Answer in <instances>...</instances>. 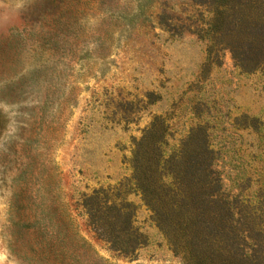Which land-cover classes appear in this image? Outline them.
<instances>
[{
  "label": "rangeland",
  "instance_id": "374dc122",
  "mask_svg": "<svg viewBox=\"0 0 264 264\" xmlns=\"http://www.w3.org/2000/svg\"><path fill=\"white\" fill-rule=\"evenodd\" d=\"M108 1L0 0V264H44L43 227L63 201L101 264H186L131 181L156 116L166 157L192 132L208 139L245 236L234 240L264 264V67L244 71L200 36L206 0ZM100 188L136 207L147 240L133 259L90 225L83 199ZM80 258L70 264H93Z\"/></svg>",
  "mask_w": 264,
  "mask_h": 264
},
{
  "label": "trees",
  "instance_id": "16d2710c",
  "mask_svg": "<svg viewBox=\"0 0 264 264\" xmlns=\"http://www.w3.org/2000/svg\"><path fill=\"white\" fill-rule=\"evenodd\" d=\"M60 1L66 9L78 10L108 0ZM206 7L211 17L198 30L200 36L212 45L228 48L244 71L264 67V0H206ZM166 136L165 120L156 116L135 143L131 181L175 254L186 264H263L234 240L245 236L236 231L239 221L222 197L214 167L216 153L208 139L200 141L192 132L182 148L166 157ZM83 206L98 238L112 250L136 257L147 238L134 224L136 207L123 191L94 190L84 197ZM42 233L46 239L41 249L44 264H70L80 257L101 264L96 251L80 235L66 202L57 217H47Z\"/></svg>",
  "mask_w": 264,
  "mask_h": 264
}]
</instances>
